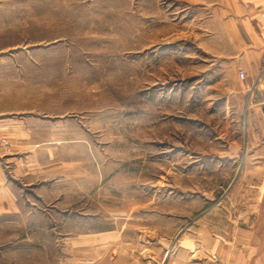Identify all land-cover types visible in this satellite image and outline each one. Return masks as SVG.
Wrapping results in <instances>:
<instances>
[{"label": "rangeland", "instance_id": "374dc122", "mask_svg": "<svg viewBox=\"0 0 264 264\" xmlns=\"http://www.w3.org/2000/svg\"><path fill=\"white\" fill-rule=\"evenodd\" d=\"M187 1L0 0V120L70 141L0 214V264H120V237L238 208L237 167L219 159L250 113ZM16 153L0 133V158Z\"/></svg>", "mask_w": 264, "mask_h": 264}, {"label": "crops", "instance_id": "0c3cea01", "mask_svg": "<svg viewBox=\"0 0 264 264\" xmlns=\"http://www.w3.org/2000/svg\"><path fill=\"white\" fill-rule=\"evenodd\" d=\"M187 7L200 47L220 67L228 64L234 95L247 101L245 141L233 142L229 157L219 159L237 167L243 200L232 213L215 207L175 233L167 227L165 233L149 228L150 233L120 237V264H209L198 247L227 264H264V0H188ZM25 125L0 120V133L19 152L0 158V214L18 213L19 203L30 200L37 178L59 165V145L70 142L36 140Z\"/></svg>", "mask_w": 264, "mask_h": 264}, {"label": "built area", "instance_id": "2783aa9c", "mask_svg": "<svg viewBox=\"0 0 264 264\" xmlns=\"http://www.w3.org/2000/svg\"><path fill=\"white\" fill-rule=\"evenodd\" d=\"M239 77L241 80L245 79V73L243 71H239ZM197 251L203 252V254L206 256V260L209 262V264H227L223 262L218 255H216L213 252L208 251L207 249H203L202 247H198Z\"/></svg>", "mask_w": 264, "mask_h": 264}]
</instances>
